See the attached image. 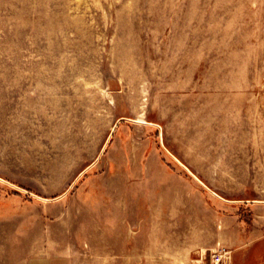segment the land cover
<instances>
[{
    "label": "rangeland",
    "instance_id": "rangeland-1",
    "mask_svg": "<svg viewBox=\"0 0 264 264\" xmlns=\"http://www.w3.org/2000/svg\"><path fill=\"white\" fill-rule=\"evenodd\" d=\"M260 217L264 0H0V264H232Z\"/></svg>",
    "mask_w": 264,
    "mask_h": 264
},
{
    "label": "crops",
    "instance_id": "crops-1",
    "mask_svg": "<svg viewBox=\"0 0 264 264\" xmlns=\"http://www.w3.org/2000/svg\"><path fill=\"white\" fill-rule=\"evenodd\" d=\"M259 225L264 226V218H259ZM258 237L243 240L234 250L232 264H264V228Z\"/></svg>",
    "mask_w": 264,
    "mask_h": 264
},
{
    "label": "built area",
    "instance_id": "built-area-1",
    "mask_svg": "<svg viewBox=\"0 0 264 264\" xmlns=\"http://www.w3.org/2000/svg\"><path fill=\"white\" fill-rule=\"evenodd\" d=\"M212 258H213V263L215 264H224L225 260H231L230 252L227 251H223V252L215 251V253H213Z\"/></svg>",
    "mask_w": 264,
    "mask_h": 264
}]
</instances>
